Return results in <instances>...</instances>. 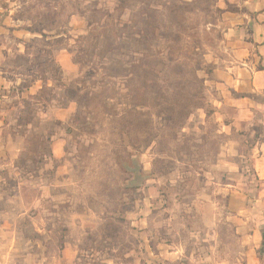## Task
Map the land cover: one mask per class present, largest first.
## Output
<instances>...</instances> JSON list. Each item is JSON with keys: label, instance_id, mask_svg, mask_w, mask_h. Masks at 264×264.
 <instances>
[{"label": "rangeland", "instance_id": "rangeland-1", "mask_svg": "<svg viewBox=\"0 0 264 264\" xmlns=\"http://www.w3.org/2000/svg\"><path fill=\"white\" fill-rule=\"evenodd\" d=\"M8 5L11 17L43 37L32 40L30 64L19 70L25 81L1 104L0 264L241 260L246 231L232 220L221 185L256 181L244 157L233 159L240 173L216 166L233 136L220 125L221 89L212 79L216 56L230 58L225 12L237 7L223 0ZM57 50L72 55L67 77ZM38 77L52 86L23 96ZM70 102L61 120L58 109ZM62 136L67 152L54 158ZM214 203L220 219L209 228L203 218Z\"/></svg>", "mask_w": 264, "mask_h": 264}, {"label": "crops", "instance_id": "crops-1", "mask_svg": "<svg viewBox=\"0 0 264 264\" xmlns=\"http://www.w3.org/2000/svg\"><path fill=\"white\" fill-rule=\"evenodd\" d=\"M9 1L0 0V129L7 127V118H4L6 109L1 105L2 101L11 99V90L25 81V74L21 72L30 64L31 42L43 37L42 33L23 27L18 19L11 17L12 11L8 13L7 7ZM223 1L237 7L236 11L225 12L230 14L226 34L231 39L228 45L231 52L230 58L225 54L216 56L212 79L221 89L215 106L222 121L220 125L224 127V133L233 138L221 145L220 156L217 157L220 165L216 166L222 164L224 168L230 165V170H235L238 164L233 161L244 157L250 160L256 184L251 186L247 179L245 183L231 181L221 185V191L225 190L228 195L227 208L232 213V220L234 218L240 222L239 229L245 228L246 232H240L244 240L242 259L219 260L216 264H264V0ZM55 56L67 77L66 74L72 73L74 68L72 55L66 50H57ZM19 57L24 62L16 65ZM73 76L76 75H69L68 82L73 81ZM34 81L32 87L22 93L23 96L34 95L47 84L40 77ZM2 90L9 91L2 94ZM72 105L70 102L66 108L58 107L57 115L64 117L72 110ZM63 117L59 118L62 120ZM67 140L66 136H62L53 141L54 158H62L67 152V148L61 145ZM3 141L4 137L0 135V143ZM47 192L45 189L42 193L47 195ZM213 208L214 214L210 218H203L205 226L209 228L220 219L219 204L214 203Z\"/></svg>", "mask_w": 264, "mask_h": 264}]
</instances>
